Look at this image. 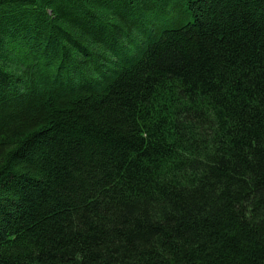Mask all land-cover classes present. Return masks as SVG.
Returning a JSON list of instances; mask_svg holds the SVG:
<instances>
[{"label":"trees","instance_id":"trees-1","mask_svg":"<svg viewBox=\"0 0 264 264\" xmlns=\"http://www.w3.org/2000/svg\"><path fill=\"white\" fill-rule=\"evenodd\" d=\"M0 264H264V0H0Z\"/></svg>","mask_w":264,"mask_h":264}]
</instances>
